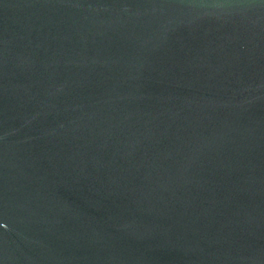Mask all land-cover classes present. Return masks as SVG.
<instances>
[{"label":"water","instance_id":"1","mask_svg":"<svg viewBox=\"0 0 264 264\" xmlns=\"http://www.w3.org/2000/svg\"><path fill=\"white\" fill-rule=\"evenodd\" d=\"M0 264H264V0H0Z\"/></svg>","mask_w":264,"mask_h":264}]
</instances>
